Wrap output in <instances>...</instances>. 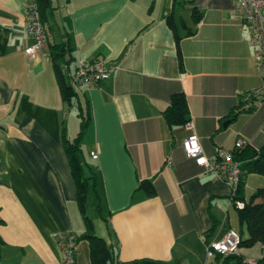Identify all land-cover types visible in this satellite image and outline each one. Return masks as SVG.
Segmentation results:
<instances>
[{
  "label": "crops",
  "instance_id": "1",
  "mask_svg": "<svg viewBox=\"0 0 264 264\" xmlns=\"http://www.w3.org/2000/svg\"><path fill=\"white\" fill-rule=\"evenodd\" d=\"M29 2L34 0H0V264H64L61 240L84 232L63 147L66 116L74 111L77 117V111L62 102L50 55L25 53ZM50 2L48 42L69 40L73 48V63L61 66L67 75L80 61L116 67L91 88L74 90L90 107L82 156L107 214L105 240L117 247L119 261L204 264L207 244L228 229L246 239L228 184L185 156L181 145L192 132L169 129L162 118L170 97L182 93L208 158L215 148L233 152L239 138L253 149L264 145V97L244 109L263 74L234 1ZM194 8L201 15L197 24ZM146 180L152 197L140 188ZM259 188L263 176H246L245 201ZM237 251L256 261L264 247ZM212 259L209 264H222ZM75 264H90L84 241L77 244Z\"/></svg>",
  "mask_w": 264,
  "mask_h": 264
},
{
  "label": "trees",
  "instance_id": "2",
  "mask_svg": "<svg viewBox=\"0 0 264 264\" xmlns=\"http://www.w3.org/2000/svg\"><path fill=\"white\" fill-rule=\"evenodd\" d=\"M34 2L39 10L41 21L44 24L46 12L51 8V2L50 0H34ZM191 14L194 24L199 23L201 18L200 12L194 8ZM167 23L174 33L176 44H178L181 37L177 34L173 15L167 17ZM193 33L192 31H186L185 35L191 36ZM49 47L50 60L54 68L62 102L68 108L75 107L77 117L80 119L79 131L73 140L69 141L63 135L64 152L76 188V202L85 226L84 232L76 237V243L78 244L84 241L87 244L90 264H166L155 260H135L129 263H121L118 258L117 247L93 234V225L86 216L85 203L88 193V180H93L94 177H84L83 167L85 161L81 149L83 133L90 122V107L87 102L83 103L80 101L78 93L70 85L68 76L64 75L61 71L62 65H65L68 69L74 61L73 48L69 40L59 45L50 46L49 44ZM177 55L180 60L179 51H177ZM162 118L169 129L176 126H184V124L190 120L184 94L177 93L170 97L168 106L162 113ZM232 156L234 161L241 163V176L236 190L234 194L231 193L230 198L232 203L237 201L243 203V208H237V217L240 228H244L248 235L246 239L240 237L239 247L250 248L256 244H260L264 247V188L257 189L247 201H245L244 198V179L246 176L256 174L264 177V145L259 149L246 146L234 150ZM140 188L150 197L155 195L154 187L149 180L142 181L140 183ZM212 233L213 229L205 235ZM215 257L216 259H222V264H229L231 261L235 262V264H249L244 260L242 255L236 252L228 256L216 255ZM254 264H264V253L261 258L254 261Z\"/></svg>",
  "mask_w": 264,
  "mask_h": 264
},
{
  "label": "built area",
  "instance_id": "3",
  "mask_svg": "<svg viewBox=\"0 0 264 264\" xmlns=\"http://www.w3.org/2000/svg\"><path fill=\"white\" fill-rule=\"evenodd\" d=\"M233 1L235 13L249 30V44L253 48L254 63L263 74L261 85L244 98V109L249 110L253 107L255 100L264 97V0ZM24 16L27 21L25 35L28 40L25 53L32 58L41 52L49 56L50 47L47 32L41 21L35 2L26 4ZM61 69L63 74L68 76L72 88L83 86L89 89L99 81L109 78L114 73L116 67L114 65L106 66L103 60H95L80 61L72 75L65 73L64 66ZM184 128L192 132L183 140L181 145L185 156L193 159L195 164L202 167L205 172L226 182L231 193L234 194L241 176V163L234 161L232 152H228L222 148H215L213 158H208L204 154L203 148L194 133V126L190 120L184 124ZM246 146H250V143L241 138L237 139L234 144L235 150ZM91 158L96 160L97 155L91 153ZM232 204L238 209L243 208V203L240 201ZM60 244L64 253V264H75L77 254L76 236L67 234ZM239 244V233L228 229L219 239L207 244L204 264H209L208 261L216 255L228 256L235 253L239 248ZM248 263L254 264V261H249Z\"/></svg>",
  "mask_w": 264,
  "mask_h": 264
},
{
  "label": "rangeland",
  "instance_id": "4",
  "mask_svg": "<svg viewBox=\"0 0 264 264\" xmlns=\"http://www.w3.org/2000/svg\"><path fill=\"white\" fill-rule=\"evenodd\" d=\"M187 15V14H186ZM66 127H67V137L69 140H73L74 137L77 136V133L79 131V119L78 117H75L74 111H70V114L66 116ZM86 165L83 167V173L84 177L90 178L89 170L86 169ZM88 170V171H87ZM92 180H88V193H87V200L85 203V210H86V216L91 221L93 225V234L101 239H105L108 231L107 227V214L103 207L100 206L99 198L97 191L94 190V186ZM232 211L235 214L234 209L232 208ZM80 222L82 227L84 226L83 219L80 215ZM235 225H232L233 228L237 231H239V226L237 221L235 220ZM85 229V226L83 227ZM244 237H247V232L243 228ZM247 247H239L237 252L243 253L245 250H247ZM213 260V259H212ZM220 264V263H219ZM229 264H235V262L231 261Z\"/></svg>",
  "mask_w": 264,
  "mask_h": 264
}]
</instances>
